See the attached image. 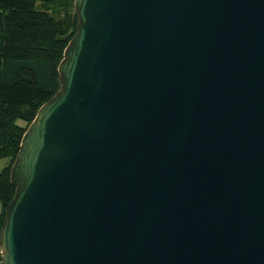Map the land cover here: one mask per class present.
<instances>
[{
  "label": "water",
  "instance_id": "1",
  "mask_svg": "<svg viewBox=\"0 0 264 264\" xmlns=\"http://www.w3.org/2000/svg\"><path fill=\"white\" fill-rule=\"evenodd\" d=\"M73 8L0 264H264V0Z\"/></svg>",
  "mask_w": 264,
  "mask_h": 264
},
{
  "label": "trees",
  "instance_id": "2",
  "mask_svg": "<svg viewBox=\"0 0 264 264\" xmlns=\"http://www.w3.org/2000/svg\"><path fill=\"white\" fill-rule=\"evenodd\" d=\"M37 1L0 0V158L7 159L0 170V228L14 194L9 170L25 131L22 123H30L59 89L57 65L76 27L72 0H42V9Z\"/></svg>",
  "mask_w": 264,
  "mask_h": 264
},
{
  "label": "rangeland",
  "instance_id": "3",
  "mask_svg": "<svg viewBox=\"0 0 264 264\" xmlns=\"http://www.w3.org/2000/svg\"><path fill=\"white\" fill-rule=\"evenodd\" d=\"M42 0H39V1H37L36 2V5H37V7L39 8V9H42V8H44V6L42 5ZM69 5H72L71 7H70V12L72 13V12H74V8H73V0L69 3ZM75 13V12H74ZM61 17H64V15L62 14V15H60ZM9 62H16V61H9ZM19 63V62H18ZM11 68V67H10ZM7 69H8V67H7ZM11 71V70H10ZM10 71H7L8 73L10 72ZM5 73H6V71H4ZM58 74V73H57ZM11 76V75H10ZM18 123H21V121L20 120H18ZM28 125H29V122L28 123H22V127H24V130H26V128L28 127ZM14 160V159H13ZM12 163H13V161H12ZM11 163V164H12ZM7 164V159L6 158H0V170L5 166ZM11 164H10V167H11ZM2 210V205H1V202H0V211Z\"/></svg>",
  "mask_w": 264,
  "mask_h": 264
}]
</instances>
